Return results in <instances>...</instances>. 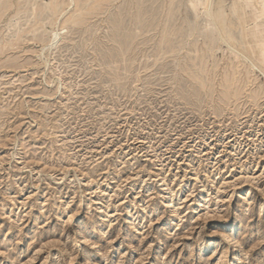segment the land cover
I'll list each match as a JSON object with an SVG mask.
<instances>
[{
  "label": "rangeland",
  "instance_id": "374dc122",
  "mask_svg": "<svg viewBox=\"0 0 264 264\" xmlns=\"http://www.w3.org/2000/svg\"><path fill=\"white\" fill-rule=\"evenodd\" d=\"M7 2L0 264H67L71 253L72 264H240L230 261L225 240L234 228L242 264H264V74L240 65L222 42L211 51L237 13L264 50L262 3L211 0L208 18L188 0L173 15L171 0ZM36 8L46 16H32ZM72 14L84 23L70 26ZM56 33L58 47H47ZM231 43L252 56L241 41ZM197 56L211 81L199 98L189 75L199 69L190 61ZM256 56L264 65V53ZM233 73L243 95L226 103L223 80ZM243 176L252 182L242 184ZM171 191L180 219L160 199ZM80 225L97 246L76 244Z\"/></svg>",
  "mask_w": 264,
  "mask_h": 264
},
{
  "label": "bare ground",
  "instance_id": "6f19581e",
  "mask_svg": "<svg viewBox=\"0 0 264 264\" xmlns=\"http://www.w3.org/2000/svg\"><path fill=\"white\" fill-rule=\"evenodd\" d=\"M80 0H78V2H79ZM210 1L211 0H188V7L189 8H191V9H193V10H195V15H197L198 14V11H196L197 9H198V7H200V8H203L204 10H205V13H206V16L208 17V18H212V15H211V9L209 8V6H207V4H209L210 3ZM177 2V1H176ZM258 2H261L262 3V8L264 9V0H258ZM179 3V4H178ZM178 5L177 6H175L176 4H175V0H171V2H169V4H170V7H169V9L170 8H172V15L173 14H175V11L177 10V9H179V8H181V4H182V0H178ZM174 5V6H173ZM10 6V5H9ZM8 6V2H7V0H2V2L0 3V16H3V14L5 13V10L9 7ZM261 5H259V6H257V7H251V9H252V13H254V10H256L258 7H260ZM174 7H177L176 8V10H175V8ZM56 9L58 8V12L57 13H59L60 12V7H55ZM54 8V9H55ZM45 9L46 8H44V10L42 11V12H37V8H36V10H34V12H33V15L32 16H34L36 19H40V17L42 18V16L44 15V16H46L45 15ZM55 9V10H56ZM62 14V13H61ZM245 14H246V12H245ZM79 15L80 14H78V15H76V14H72L66 21L69 23V22H71V25L70 26H72V25H74V26H80V25H82L83 23H84V20H82V19H80L79 18ZM168 20L171 22V20H173V18H171V15H169L168 14ZM236 22L234 23V24H232L231 26H223L224 28H223V30L222 29H218V36L220 37V39L218 40V44H214L213 45V47L211 48V51L212 52H214L215 50H216V48H220V45H219V43L220 42H222V43H224V44H226V46L229 48V50H230V53H231V55H235L236 56V59H237V62L240 64V65H242V66H249V68L254 72L255 70H260L263 74H264V65L262 64V63H260L257 59H256V55L259 53H264V50H262L261 49V45H260V48H255L254 47V42H251L250 41V39L248 38L249 37V34H248V30L246 29V27H245V29L243 28V27H241L242 25H241V22H239L240 20H241V15H240V13H237V15H236ZM234 19V20H235ZM234 20H232V21H234ZM141 22V21H140ZM142 23V22H141ZM196 25V26H195ZM194 26H192L191 28H189L188 30L189 31H191V33L189 34V36L190 37H193V35L196 33V31L199 29V27H198V23H196ZM214 26L217 28L218 27V24L217 23H215L214 22ZM65 29V28H64ZM162 29H164V26H163V28ZM167 29V30H166ZM166 29H165V31H167V32H169L171 29H172V27H171V25L169 24V26L167 27V24H166ZM169 30V31H168ZM17 32H20V29H18L17 30ZM170 35L171 34H169V37H170ZM61 35H59V33H56L55 35H53V38H52V40H51V42H50V44L47 46V47H49V48H54V49H56L57 47H58V38L60 37ZM166 37V36H165ZM233 41H241V43L245 46H248V51L247 50H245V52H249V53H251L252 54V56L251 57H255V60L253 61L252 60V58L250 57V56H247L245 53H242V52H239V51H237L236 50V48L235 47H233V45H232V43L231 42H233ZM165 43H166V41H165ZM165 43H163V44H165ZM161 44H162V42H161ZM162 44V45H163ZM183 45H185V44H183ZM182 44L181 45H179V49H181L182 48V46H183ZM233 47V48H232ZM259 47V46H258ZM171 52L173 53L174 51L173 50H171ZM191 62H192V64H191V66L192 67H194V68H197V67H199V69L197 70V72H193L192 71V68H190V69H188V67H187V73H189V72H191L189 75H190V77H191V79H192V81L193 82H195V84L197 85H199L200 87L199 88H197V87H195L194 88V92H195V96L196 97H200L201 95H202V93L204 92H206V93H208V87H207V84L208 83H211V81H210V76L208 77V74H209V72H208V70H207V68H206V63H205V61L203 60V58L202 57H198L197 56V58H191V60H190ZM238 69H239V67H238ZM250 69H249V72H250ZM185 70V71H186ZM245 70V69H244ZM247 70H248V67H247ZM240 72V71H239ZM249 72H248V74H249ZM198 73V74H197ZM201 73H205L206 74V76L207 77H205L204 78V76H200L201 75ZM229 73V72H228ZM236 74H238V73H233L232 75H230V74H228V75H226L225 76V79L223 80V87H224V89H225V92H222V94H223V96L226 98V103H228L229 101H231L232 99H234L235 100V98L236 99H238V97H240V95L242 94V91H243V88L242 87H238V84L240 83V80H238L237 78H236ZM246 74V73H245ZM188 75V76H189ZM210 75V74H209ZM213 75V74H212ZM215 75V74H214ZM241 75V74H240ZM238 77V76H237ZM243 78V77H242ZM247 78V77H246ZM213 81V80H212ZM214 81H215V78H214ZM242 82H243V80H242ZM241 82V83H242ZM218 83V82H217ZM222 84V83H221ZM246 85V84H245ZM249 85V84H248ZM216 86V85H215ZM215 86H213V87H215ZM237 86V88H235ZM244 86V85H243ZM219 87V86H218ZM222 87V88H223ZM246 88V87H245ZM263 89H262V87H261V91H262ZM210 91H212V89H210ZM259 91V90H258ZM264 91V90H263ZM217 92V91H216ZM215 92V93H216ZM253 92V91H252ZM256 92H257V90H256ZM214 94V93H213ZM219 94V93H218ZM254 94V93H253ZM262 94V93H261ZM264 94V93H263ZM243 95V94H242ZM193 96V95H192ZM195 96H193V97H195ZM222 96V97H223ZM251 97V96H250ZM203 98V97H202ZM207 98V97H206ZM255 98H257V93H255ZM183 99H186V98H183ZM209 99V98H208ZM252 99H253V97H252ZM215 100V99H214ZM238 101V100H237ZM235 102H236V100H235ZM216 103V102H215ZM224 103V102H223ZM224 105H226L225 103H224ZM228 105V104H227ZM226 105V106H227ZM223 106V105H222ZM229 107V106H228ZM226 108V107H225ZM218 115V114H217ZM158 178H159V182H162L163 183V181H164V179H165V177H161V174L160 175H156ZM241 179L243 180V183L242 184H244L245 185V183H248V182H252L251 180H253V179H251V177H249V176H243V177H241ZM161 184V183H160ZM160 186H162V185H160ZM166 186V185H165ZM234 186V185H233ZM168 187V186H167ZM166 187V188H167ZM235 187V186H234ZM242 187V186H241ZM241 187L238 189V190H240L241 189ZM236 188V187H235ZM238 188V187H237ZM170 191V190H169ZM172 192V194L171 193H168V195H164V197L162 196V197H160V199L161 198H163V203L166 205V208H168V209H171V212L172 213H176V216H174V217H176V218H179V215L177 214V210H176V212L175 211H173L174 209L173 208H176V205H172L173 204V202H174V200L176 199L175 197V193L173 192V191H171ZM167 194V193H166ZM192 194V193H191ZM160 196H161V194H160ZM177 196H178V194H177ZM193 197L192 198H198V199H196V201L195 202H198L199 201V195H196V196H194V195H192ZM247 201H249V199H246ZM167 209V210H168ZM80 212V211H79ZM220 217L219 218H221V219H223V216L222 215H219ZM78 218V211H75V212H73V213H71L69 216H68V220H67V222H66V224L68 225V224H70V226L69 227H71V223H73L76 219ZM91 218V217H90ZM98 218V217H97ZM243 218H244V216L242 215L240 218H239V222H238V226H239V224H240V228H244L245 227V223H242L243 222ZM92 219V218H91ZM105 219V218H104ZM180 219V218H179ZM89 220V219H88ZM220 220V219H219ZM238 220V219H237ZM90 221V220H89ZM107 221V220H106ZM223 221H224V219H223ZM246 221V220H245ZM248 221V220H247ZM77 222V221H76ZM92 222V221H91ZM90 222V223H91ZM93 222H94V220H93ZM179 222V221H178ZM92 224V223H91ZM235 226V225H234ZM237 226V225H236ZM67 227V226H66ZM65 227V228H66ZM93 228V227H92ZM72 229V228H71ZM95 229V228H94ZM70 230V229H69ZM234 230L236 231V233H233L234 232ZM234 230H230V233H231V235L230 236H226V239L225 240H227V243H228V247L230 248V252H229V257H230V261H236V262H240V264H242V258H241V256L239 255V249L241 248L240 246H241V240H240V238L238 237L239 235V228H234ZM97 231V230H96ZM242 231V230H241ZM87 229L85 228V226H79L78 227V229L76 230V244H81L82 246H88V248L90 247V246H97V244L96 243H94V242H91L90 241V235L89 236H87ZM93 232H95V231H93ZM213 233V232H212ZM163 236H165V235H163ZM163 236H160L159 237V241H158V246H161V245H164V243H163V240L164 239H162V237ZM224 237H225V234H224ZM241 237V236H240ZM250 237V236H249ZM224 239V238H223ZM253 240V239H252ZM254 243V242H253ZM254 245V244H253ZM253 245L251 246V247H253ZM30 246V245H29ZM131 246V245H130ZM150 247V246H149ZM150 249H151V247H150ZM212 249V248H211ZM250 249V248H249ZM39 250L40 249H38V251H36V253H38L39 252ZM254 250V249H253ZM67 251V250H66ZM168 251V250H167ZM228 251V250H227ZM252 251V250H251ZM64 252V251H63ZM149 252V251H148ZM33 253V252H32ZM69 253V252H68ZM1 254V253H0ZM99 254V253H98ZM167 254V253H166ZM2 255H4L3 253H2ZM1 255V256H2ZM151 255V254H150ZM74 256V254H70L69 256H68V258L67 259H69V264H72L73 262L75 263V257H73ZM246 256V255H245ZM5 259H9L8 258V256H6L5 255ZM10 257V256H9ZM141 257V256H140ZM166 257V256H165ZM211 257H213V256H211ZM210 257V258H211ZM78 258V257H77ZM223 258V257H222ZM31 259L33 260V257H31ZM159 259V258H158ZM29 260V259H28ZM143 260V259H142ZM13 261V260H12ZM90 259H88L87 261L85 260L84 262L86 263V264H89L90 262ZM67 262V261H66ZM142 262V261H141ZM33 263V261H31V263L30 264H32ZM44 263V262H43ZM67 263V264H68ZM92 263V262H91ZM143 263H144V261H143ZM142 263V264H143ZM163 262L161 261V260H158V264H162ZM229 263H231V262H229ZM58 264V263H57ZM164 264V263H163Z\"/></svg>",
  "mask_w": 264,
  "mask_h": 264
}]
</instances>
